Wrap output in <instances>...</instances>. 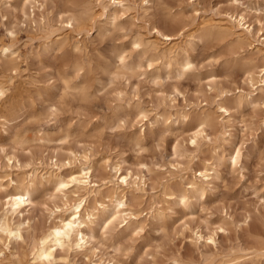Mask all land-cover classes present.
Returning <instances> with one entry per match:
<instances>
[{"label":"rangeland","instance_id":"1","mask_svg":"<svg viewBox=\"0 0 264 264\" xmlns=\"http://www.w3.org/2000/svg\"><path fill=\"white\" fill-rule=\"evenodd\" d=\"M122 1L109 7L111 23L95 0H0V51L18 54L8 63L0 52V224L14 183L32 192L13 221L21 240L5 248L0 233V264H41L39 243L86 195L55 193L53 175L84 166L97 185L82 212L98 214L86 232L93 238L79 250L58 249L53 264H264V107H253L264 105V90L249 84L264 65V0ZM86 8L94 25L61 28L68 11ZM231 17L250 26L249 40L237 36L241 29L208 26L232 28ZM185 59L194 67L181 72ZM249 93L253 100L234 103ZM204 117L210 122L191 145ZM237 151L242 167L234 170ZM203 164L215 170L207 185L196 172ZM119 176H127L122 188ZM192 179L200 190L189 189ZM117 195L133 216L104 229ZM197 230L212 243L194 244Z\"/></svg>","mask_w":264,"mask_h":264},{"label":"bare ground","instance_id":"2","mask_svg":"<svg viewBox=\"0 0 264 264\" xmlns=\"http://www.w3.org/2000/svg\"><path fill=\"white\" fill-rule=\"evenodd\" d=\"M95 2L97 4V7L100 8L99 18H103L106 21L114 23L116 19L115 12L113 9H109V7L112 6L113 8L116 7L122 8L123 1L111 0V3L109 4L108 7L104 6L103 0H95ZM2 17L4 16L2 15ZM77 19L79 21L78 24H73L72 26H70L68 21L66 23V27L72 33L74 32L79 33V31L81 30L85 31V29L88 27V23H91L90 25H94L95 23L94 16L91 14L90 9L87 8L77 15ZM231 19H233L232 20L233 22L231 23L232 28L223 27L222 25H214V23L211 21L208 22V26L225 30L226 32H232L233 28L238 30L241 29L239 31V34H237V36L244 35L246 39L249 40V37L252 36L250 26H246L245 24H243L242 18L236 20L235 18L231 17ZM153 30L157 35H160L165 39H170V37L164 35L161 32L162 29L160 27H156ZM233 35L236 34L233 33ZM62 40H64V37ZM4 49H6V47L4 48L2 47L0 52L4 57V59L8 61V63H11L18 58V54L16 52H13L10 49L9 51L5 52ZM118 60L122 62L123 59L121 56H118ZM187 62L190 61L188 59H185L181 62L180 64L181 72L185 71ZM252 70H255L252 72V75L255 74L254 72L258 74L256 78H254L252 75L249 77L250 87L253 88L256 85L254 90H257L258 93H262L264 90V65L261 67H254ZM0 92L5 93V89L2 84H0ZM253 96H256V94L254 95V93L253 94L249 93L246 96L240 95L234 101V103L236 105H241L243 99H247L249 97V100L251 101L253 100L252 98ZM218 108L223 114L229 113V109L224 102H221L218 105ZM221 109H223V111ZM209 122L210 119L208 117H204L203 119H200L197 122L196 124L197 131L192 135L191 145L196 144L197 138L203 135L204 127H206ZM83 159L86 160V157L84 156ZM53 162L55 166L56 163L59 162L58 158H55ZM67 165H69V163H67ZM57 169H59V167H57ZM196 172H198V178L205 180L202 174H209V177L210 176L212 177L213 174L215 173V170L213 166H208L203 164L202 169H198ZM53 177H54L55 193L65 195L69 187H74L76 190L82 191L86 195H83L81 197L78 196L72 205L69 204L70 207L68 208L70 209V214L67 216L59 215L58 222L50 227L48 236L43 241H41V243H39L40 249L37 251L36 257L41 264H53L55 262V252L58 249L59 250L70 249V248H74L75 250L81 249L83 247V244H85L86 242H88V240H91L93 238L92 235L87 234L88 232H90L89 224H93L95 220H97L98 218V214L96 211L90 213L87 212L88 214L86 215V217L82 216L83 209L84 207H86L88 201L87 197L85 196H88L89 198L97 192L96 190L97 185L92 181L91 167L84 166L83 168L74 172L70 170V172L67 175H61L60 173H56L53 175ZM202 180H200L201 184H206V185L208 184V179L205 180V182H202ZM124 184H127V176H119L116 180V185L119 188L120 187L122 188ZM187 186L191 191L201 189L199 183L195 179L189 180L187 182ZM31 194L32 192L30 186L21 187L20 184L18 185L17 183H14L13 191L7 193L4 196L6 208L4 209L3 212L4 219L0 224V233H2L7 239L6 246L4 245V243H2V245L5 246V248L9 246V242L11 239H17L16 238L17 234L19 235V239L21 240V233L17 228L13 227V221L15 218L17 219L22 218V215L25 212V207L32 205ZM124 199L125 196L122 197L118 195L115 196V203L117 209L115 211H112V213L104 220L103 222L104 229L118 223V221L120 220H125V217L127 216L128 218H130V216H133L132 214L127 213V204H126V200ZM121 204L123 205L122 207L120 206ZM81 240H83L82 243H80Z\"/></svg>","mask_w":264,"mask_h":264},{"label":"clouds","instance_id":"3","mask_svg":"<svg viewBox=\"0 0 264 264\" xmlns=\"http://www.w3.org/2000/svg\"><path fill=\"white\" fill-rule=\"evenodd\" d=\"M58 2H63V0H58ZM257 2H258V0H257ZM234 3L240 5L241 7L244 6L243 0H234ZM262 14H264V13H262ZM65 21H68L70 26H72L73 24H78L79 23V21L77 19V16L73 15L71 11H68L66 13V15L61 19V21H60L61 28H63ZM11 35H13V33H9V36H11ZM136 47H139V45H136ZM49 49H50V46L46 47L45 51L47 52V51H49ZM4 51L7 52V51H9V49L6 48V49H4ZM73 51L79 53L81 51L80 45L77 44L75 46V48L73 49ZM193 67H194V65L192 63L187 62L186 63V67H185V71H187L189 69H192ZM80 71H83V69H80ZM5 95H6V93L0 92V101H2L5 98ZM253 107L254 108L255 107H264V105H253ZM221 110L223 111V109H221ZM261 123H264V121H261ZM123 124H124V122L122 121L120 123V125H118V128H122ZM116 130H117L116 128L112 129V131H116ZM223 135H227V132L223 133ZM260 152H264V149H261ZM242 158H243L242 157V151H237L235 157H229V160H230L231 164L233 165L234 170L235 169H241V167H242ZM117 171H118V169H117ZM202 175H203L205 180L209 179V174H202ZM180 205L185 207V208H187V206H188V198L187 197H182L180 199ZM120 206L122 207L123 205L121 204ZM140 231H143V228H141ZM198 233H199V230H197L196 232L192 233V235L194 237V240H193L194 244H199L200 241H203V240L206 239L204 236H201ZM157 235H159V232L157 233ZM16 238L19 239V235L18 234H17ZM211 243H212L211 238H208L207 242L204 244V247H207L208 244H211ZM194 264H199V262L195 261Z\"/></svg>","mask_w":264,"mask_h":264}]
</instances>
